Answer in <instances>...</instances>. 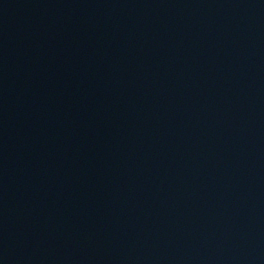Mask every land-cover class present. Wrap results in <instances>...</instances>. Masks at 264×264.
Here are the masks:
<instances>
[{
	"label": "water",
	"instance_id": "water-1",
	"mask_svg": "<svg viewBox=\"0 0 264 264\" xmlns=\"http://www.w3.org/2000/svg\"><path fill=\"white\" fill-rule=\"evenodd\" d=\"M0 264H264V0H0Z\"/></svg>",
	"mask_w": 264,
	"mask_h": 264
}]
</instances>
